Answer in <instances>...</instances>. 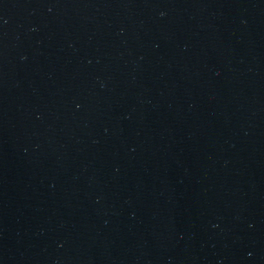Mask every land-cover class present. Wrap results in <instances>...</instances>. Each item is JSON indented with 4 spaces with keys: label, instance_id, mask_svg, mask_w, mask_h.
<instances>
[{
    "label": "water",
    "instance_id": "water-1",
    "mask_svg": "<svg viewBox=\"0 0 264 264\" xmlns=\"http://www.w3.org/2000/svg\"><path fill=\"white\" fill-rule=\"evenodd\" d=\"M0 264H264V0H0Z\"/></svg>",
    "mask_w": 264,
    "mask_h": 264
}]
</instances>
